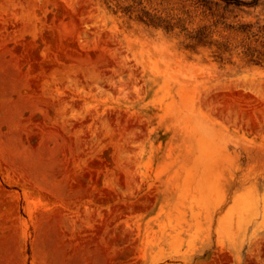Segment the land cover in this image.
<instances>
[{"label":"rangeland","instance_id":"rangeland-1","mask_svg":"<svg viewBox=\"0 0 264 264\" xmlns=\"http://www.w3.org/2000/svg\"><path fill=\"white\" fill-rule=\"evenodd\" d=\"M0 0V264H264V0Z\"/></svg>","mask_w":264,"mask_h":264},{"label":"trees","instance_id":"trees-1","mask_svg":"<svg viewBox=\"0 0 264 264\" xmlns=\"http://www.w3.org/2000/svg\"><path fill=\"white\" fill-rule=\"evenodd\" d=\"M258 2V0H252L250 3L251 4H256Z\"/></svg>","mask_w":264,"mask_h":264}]
</instances>
